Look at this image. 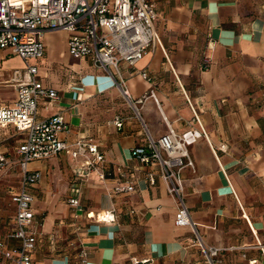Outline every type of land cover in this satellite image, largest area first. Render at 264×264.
<instances>
[{
    "label": "crops",
    "instance_id": "1",
    "mask_svg": "<svg viewBox=\"0 0 264 264\" xmlns=\"http://www.w3.org/2000/svg\"><path fill=\"white\" fill-rule=\"evenodd\" d=\"M159 45L133 66L119 65L131 106L111 80L93 69L87 58L73 59L66 51L67 34H43V56L32 63L37 78L58 94V100L37 103V117L63 116L69 138L96 145L103 156L100 169L80 183L77 194L84 212L112 210V224L73 218L65 200L77 182L73 174L81 160L59 153L34 161L40 172L30 188V208L37 224L32 264H78L83 248L87 264H199L198 249L188 227L173 224L175 207L155 167L131 157L145 145L144 129L152 138L166 132L201 130L188 146L192 168L180 170L183 202L204 246L218 248L220 264H264V0H149ZM213 42L211 62L200 69L207 39ZM22 62L0 49V106H10L16 92L9 78ZM143 72L148 81L140 77ZM151 90L154 100L147 95ZM143 95H146L142 97ZM120 121V128L112 122ZM141 121V122H140ZM12 130L0 127L1 140ZM17 141L11 152L22 139ZM0 151L19 172L9 153ZM9 171V172H10ZM153 172V183L146 181ZM1 177V175H0ZM130 182L133 191L114 194V185ZM12 203V202H11ZM13 205V203H12ZM14 213V206H13ZM13 214L0 241L12 228ZM0 264H10L0 258Z\"/></svg>",
    "mask_w": 264,
    "mask_h": 264
},
{
    "label": "built area",
    "instance_id": "2",
    "mask_svg": "<svg viewBox=\"0 0 264 264\" xmlns=\"http://www.w3.org/2000/svg\"><path fill=\"white\" fill-rule=\"evenodd\" d=\"M155 20L154 5L149 0H0V49H8L22 62V68L13 69L9 78L15 88V101L10 106H0V127L9 126L15 133L22 135L14 150L19 186L11 198L14 206L12 228L5 235L6 240L15 241L16 245L7 247L4 241H0V258L3 260L10 264H32L30 254L36 241L37 224L30 208L32 196L29 190L40 182L41 175L36 170L28 169L31 162L45 160L59 153L72 160L79 158L81 162L73 173L77 182L70 186L69 196L65 200L73 218L83 216L89 223L115 222L112 210L84 212L77 197L80 183L91 172L98 180H104L100 169L103 156L96 145L82 139L67 141L69 128L60 114L44 119L37 117L38 101L49 104L58 100L57 92L38 80L37 66L32 63L43 56L41 37L48 32L66 33L67 54L73 59L87 58L93 69L106 75L139 119L134 104L140 100L130 103L119 65L133 66L148 49L159 45L153 29ZM212 50L213 42L208 38L200 57L201 70L209 67ZM140 77L148 81L145 73L140 72ZM147 95L154 100L151 90ZM112 124L116 128L121 126L117 119ZM144 136L145 145L132 149L131 157L139 165L157 169L166 194L174 203L173 224L190 229L192 243L198 249L199 264H220V250L202 244L183 202L180 170L192 168L187 148L202 137L203 132L192 129L175 133L166 124V132L158 138L150 137L145 129ZM10 165L11 162L0 151V175L5 174ZM145 179L152 184L153 172L148 171ZM132 191L133 186L127 181L112 188L114 194ZM75 261L87 264L83 248L75 253Z\"/></svg>",
    "mask_w": 264,
    "mask_h": 264
},
{
    "label": "rangeland",
    "instance_id": "3",
    "mask_svg": "<svg viewBox=\"0 0 264 264\" xmlns=\"http://www.w3.org/2000/svg\"><path fill=\"white\" fill-rule=\"evenodd\" d=\"M3 137H6L4 141L1 140L2 135L0 133V146L5 148L9 153V160L15 161L11 149L17 141V135L11 130L7 132ZM8 170L5 174L0 177V232H4L6 222L10 219L13 214V205L11 203L10 195L7 193L8 188L15 190L17 185V172L16 170Z\"/></svg>",
    "mask_w": 264,
    "mask_h": 264
}]
</instances>
